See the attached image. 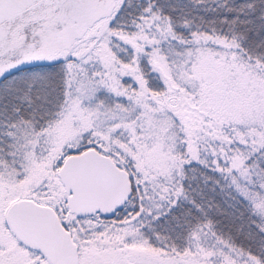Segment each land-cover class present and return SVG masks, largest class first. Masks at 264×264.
<instances>
[{
  "label": "snow or ice",
  "instance_id": "6c2138e0",
  "mask_svg": "<svg viewBox=\"0 0 264 264\" xmlns=\"http://www.w3.org/2000/svg\"><path fill=\"white\" fill-rule=\"evenodd\" d=\"M0 264H264V0H0Z\"/></svg>",
  "mask_w": 264,
  "mask_h": 264
}]
</instances>
